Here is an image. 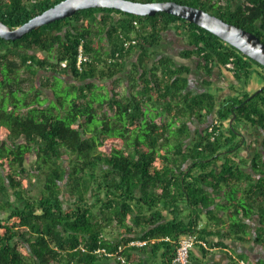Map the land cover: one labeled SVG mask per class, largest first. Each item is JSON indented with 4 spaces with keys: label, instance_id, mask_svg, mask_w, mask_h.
Listing matches in <instances>:
<instances>
[{
    "label": "trees",
    "instance_id": "trees-1",
    "mask_svg": "<svg viewBox=\"0 0 264 264\" xmlns=\"http://www.w3.org/2000/svg\"><path fill=\"white\" fill-rule=\"evenodd\" d=\"M59 1L0 0V20L17 27ZM175 1L264 42V0ZM170 30L183 36L177 54L159 50ZM79 45L90 57L81 70ZM193 69L206 86L225 71L234 93L189 89ZM262 86V64L166 11L89 7L0 36V264H133L147 245L171 264L192 232L203 250L251 241L261 256L232 264H264V87L249 98ZM194 120L209 122L192 134ZM241 124L263 137L251 159L234 149Z\"/></svg>",
    "mask_w": 264,
    "mask_h": 264
},
{
    "label": "water",
    "instance_id": "water-1",
    "mask_svg": "<svg viewBox=\"0 0 264 264\" xmlns=\"http://www.w3.org/2000/svg\"><path fill=\"white\" fill-rule=\"evenodd\" d=\"M89 7H111L136 15H153L158 11L175 14L218 35L264 66V42L253 32L227 22L201 7L175 0H61L17 27H11L0 20V36L6 39H17L37 26L71 16L77 10ZM263 87L257 89L249 98L260 92Z\"/></svg>",
    "mask_w": 264,
    "mask_h": 264
},
{
    "label": "crops",
    "instance_id": "crops-1",
    "mask_svg": "<svg viewBox=\"0 0 264 264\" xmlns=\"http://www.w3.org/2000/svg\"><path fill=\"white\" fill-rule=\"evenodd\" d=\"M169 48H171V46L167 42H164L159 50L161 52L171 53ZM176 56L178 57V55ZM178 59L180 58L178 57ZM189 60L192 61V59ZM183 61L184 60L181 58V62ZM194 64H197V61H194ZM220 74L215 72L211 77L212 83L206 86L204 84L205 77L202 72L198 69H193L189 75V89L200 92L207 88L211 92H214L218 99L222 98L225 94L234 93L231 89L233 84L238 83L237 79L227 74L225 71ZM251 87L252 86H249V88ZM123 91H125V88ZM208 122L201 125L197 120H194L193 123H190L192 134H195L196 129L204 127ZM163 214L165 219L173 218L172 214L167 210L164 211ZM214 240V242L211 241V239L208 241L209 243L208 246L205 247V250H203V247L199 244L194 247L190 255L191 264H232V258L237 259L239 257L245 258L246 256H250L252 259H256L261 256V249L251 241L240 242L235 239L219 240L217 238H214ZM138 242L141 241H137L136 243ZM219 242H221V244H219ZM134 253L135 257L133 264H165L164 255L166 249L164 247L156 248L147 245L144 249L134 250Z\"/></svg>",
    "mask_w": 264,
    "mask_h": 264
},
{
    "label": "built area",
    "instance_id": "built-area-1",
    "mask_svg": "<svg viewBox=\"0 0 264 264\" xmlns=\"http://www.w3.org/2000/svg\"><path fill=\"white\" fill-rule=\"evenodd\" d=\"M136 23V21H134ZM134 40H125L124 46L128 47L130 44L134 43ZM90 60V57L84 52V48L82 45H79L78 55H77V67L81 70L83 64ZM63 66L67 65V60H63L61 62ZM165 240H171L170 236H166ZM133 243V242H132ZM138 243H145V241H141ZM204 243L199 237L197 232H192L188 234H183L179 237L178 243L176 245L173 257L171 259V264H191L190 255L194 247L199 244ZM103 249H99L96 252H101ZM242 264H248L246 261L241 260Z\"/></svg>",
    "mask_w": 264,
    "mask_h": 264
},
{
    "label": "rangeland",
    "instance_id": "rangeland-1",
    "mask_svg": "<svg viewBox=\"0 0 264 264\" xmlns=\"http://www.w3.org/2000/svg\"><path fill=\"white\" fill-rule=\"evenodd\" d=\"M166 42L171 46V48H169V49H170V52L173 54H177V52H178L177 49L185 46L184 41H183V36L181 37V36L177 35L174 30H170V33L168 35V40ZM173 48H174V50H173ZM48 75L50 78H53L51 73H49ZM255 87L256 86H252L250 89H254ZM221 93H223V92H221ZM242 128H243V126H242ZM255 129H256L255 127H252V128L250 127L251 133L247 129V131L245 132L247 137H249V136L251 137V135H253V134H255L256 136H258V135L261 136V131L259 130V132L256 133L257 131H255ZM243 153L246 154L247 150L243 149ZM28 166H30V165H28ZM41 180L42 179L39 176L38 179L36 180V182L30 186L32 189V194L35 196H40V191H41V187H42Z\"/></svg>",
    "mask_w": 264,
    "mask_h": 264
},
{
    "label": "flooded vegetation",
    "instance_id": "flooded-vegetation-1",
    "mask_svg": "<svg viewBox=\"0 0 264 264\" xmlns=\"http://www.w3.org/2000/svg\"><path fill=\"white\" fill-rule=\"evenodd\" d=\"M259 89V88H258ZM243 126V128H242ZM242 130V133L240 132V134H242V138L239 139V146L234 148L235 150H239V152H241L242 155H244L245 157H247L248 159H251L255 153V151L262 149L263 146V137L262 136H256L255 134L251 135V137H247L246 135V131L247 129L250 131V127L252 128V126L246 125V124H241L239 126ZM256 128V127H255ZM255 131H257L256 133L259 132V128H256ZM243 139V140H242ZM243 149L247 150V153L244 154L243 153Z\"/></svg>",
    "mask_w": 264,
    "mask_h": 264
}]
</instances>
